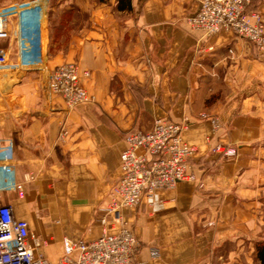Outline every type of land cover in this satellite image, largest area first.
I'll return each mask as SVG.
<instances>
[{"label":"crops","instance_id":"1","mask_svg":"<svg viewBox=\"0 0 264 264\" xmlns=\"http://www.w3.org/2000/svg\"><path fill=\"white\" fill-rule=\"evenodd\" d=\"M63 0L49 4L48 66L76 63L90 101L69 110L49 72L0 73V148H11L20 199L0 193L57 263L63 240L101 235L121 178L125 138L156 120L189 122L193 180L123 211L133 264H260L264 241V53L230 31L189 26L200 0ZM264 19V0H251ZM16 62V59H13ZM206 117H203V115ZM220 120L214 132L212 119ZM66 132V135H62ZM237 149L235 158L213 152ZM152 250L159 256L153 258Z\"/></svg>","mask_w":264,"mask_h":264},{"label":"built area","instance_id":"2","mask_svg":"<svg viewBox=\"0 0 264 264\" xmlns=\"http://www.w3.org/2000/svg\"><path fill=\"white\" fill-rule=\"evenodd\" d=\"M49 4L50 0H23L0 7V73L13 69L49 72V90L74 110L90 101L82 84L90 74L76 63L49 68L45 47ZM250 6L251 0H200L198 12L187 22L207 38L230 31L263 54L264 19ZM212 124L214 132L218 131L220 120L213 118ZM189 127L187 121L159 119L150 131L126 136L121 178L111 190L101 235L89 242L65 238L63 255L57 263L36 254L35 248L41 244L31 233L29 223L16 219L9 205L1 206L0 264H133L139 243L123 211L144 201L152 202L158 192L193 180L188 168L197 148L184 140ZM213 152L226 159L237 156L235 147L222 144L214 146ZM5 192H14L20 199L26 196L24 185L16 178L11 148H0V193ZM151 255L157 258L159 252L152 250Z\"/></svg>","mask_w":264,"mask_h":264},{"label":"trees","instance_id":"3","mask_svg":"<svg viewBox=\"0 0 264 264\" xmlns=\"http://www.w3.org/2000/svg\"><path fill=\"white\" fill-rule=\"evenodd\" d=\"M129 2V0H118L119 2V8L125 9L126 8V2ZM256 255H257V260L259 261L260 264H264V241L260 242L257 245L256 248Z\"/></svg>","mask_w":264,"mask_h":264},{"label":"rangeland","instance_id":"4","mask_svg":"<svg viewBox=\"0 0 264 264\" xmlns=\"http://www.w3.org/2000/svg\"><path fill=\"white\" fill-rule=\"evenodd\" d=\"M18 1H23V0H0V7L7 5V4H10V3H13V2H18ZM56 1H63V0H50V3H54ZM2 73H5V72H2Z\"/></svg>","mask_w":264,"mask_h":264}]
</instances>
